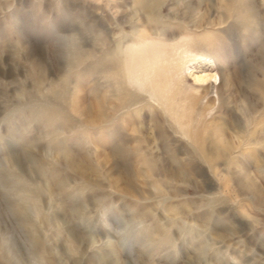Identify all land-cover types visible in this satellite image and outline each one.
I'll return each mask as SVG.
<instances>
[{"label": "rangeland", "instance_id": "374dc122", "mask_svg": "<svg viewBox=\"0 0 264 264\" xmlns=\"http://www.w3.org/2000/svg\"><path fill=\"white\" fill-rule=\"evenodd\" d=\"M0 264H264V0H0Z\"/></svg>", "mask_w": 264, "mask_h": 264}, {"label": "bare ground", "instance_id": "6f19581e", "mask_svg": "<svg viewBox=\"0 0 264 264\" xmlns=\"http://www.w3.org/2000/svg\"><path fill=\"white\" fill-rule=\"evenodd\" d=\"M185 63L182 61L180 62V67L181 69H183ZM197 82L201 83V84H204V85H207L208 83H215L216 85V82H217V75L214 74V75H210V74H206V75H203L201 77H198L196 78ZM63 83V82H62ZM214 85V84H213ZM94 109H92V107H89L87 106L85 108V112L87 113V118H86V122L89 124V125H94V124H98L100 122V118H101V115H99V109L97 111V114H94ZM20 208V207H19Z\"/></svg>", "mask_w": 264, "mask_h": 264}]
</instances>
